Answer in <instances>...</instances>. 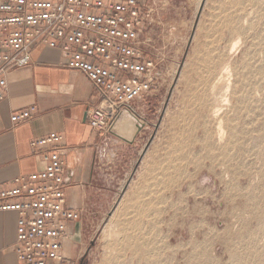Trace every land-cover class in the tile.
<instances>
[{
	"label": "rangeland",
	"instance_id": "rangeland-1",
	"mask_svg": "<svg viewBox=\"0 0 264 264\" xmlns=\"http://www.w3.org/2000/svg\"><path fill=\"white\" fill-rule=\"evenodd\" d=\"M151 2L145 47L154 85L134 104L141 128L119 148L114 201L156 183L148 190L157 195V264H264V0ZM227 80L228 102L215 118ZM106 218L73 264L123 258L119 227Z\"/></svg>",
	"mask_w": 264,
	"mask_h": 264
},
{
	"label": "built area",
	"instance_id": "built-area-1",
	"mask_svg": "<svg viewBox=\"0 0 264 264\" xmlns=\"http://www.w3.org/2000/svg\"><path fill=\"white\" fill-rule=\"evenodd\" d=\"M151 0H0V101L6 74L31 62L33 46L59 49L64 66L92 82L97 103L87 120L98 132L113 130L124 111L148 95L156 63L145 47L155 16ZM35 106L11 116L33 117ZM43 169L19 175L0 187V212L16 215L14 253L18 264H73L67 255L69 226L80 211L68 205L65 154L60 133L30 142Z\"/></svg>",
	"mask_w": 264,
	"mask_h": 264
},
{
	"label": "crops",
	"instance_id": "crops-1",
	"mask_svg": "<svg viewBox=\"0 0 264 264\" xmlns=\"http://www.w3.org/2000/svg\"><path fill=\"white\" fill-rule=\"evenodd\" d=\"M63 62L59 49L36 44L28 65L7 72L0 101V187L11 185L19 175L43 169V157L32 152L30 142L60 133L67 148V203L80 211L79 219L69 226L66 249L70 258L76 261L81 251L78 245L85 238L90 240L96 220L107 216L106 225L113 220L119 227L117 251L123 258L117 264H157V253L162 250L157 244V195L148 190L156 183L146 181L147 191L135 196L125 191L112 210L119 148L132 146L136 139L127 141L114 130L98 132L91 127L87 111L97 103L98 94L86 75L66 68ZM31 106H35L32 118L18 124L11 121L14 113ZM15 238L16 215L0 212V264H18Z\"/></svg>",
	"mask_w": 264,
	"mask_h": 264
},
{
	"label": "bare ground",
	"instance_id": "bare-ground-1",
	"mask_svg": "<svg viewBox=\"0 0 264 264\" xmlns=\"http://www.w3.org/2000/svg\"><path fill=\"white\" fill-rule=\"evenodd\" d=\"M232 44L228 49L229 53H231L235 49L237 50V45L235 43L233 45ZM231 72H232L231 69H229L228 67H225L221 73H226V75L228 76V79H229L231 76ZM221 76L219 75V77L217 76V78H220ZM225 78H226V76H225ZM217 83H218V80H217ZM242 84H241V86H242ZM221 87L222 88H221L220 92H218L219 95L217 96V93L215 95V97L217 96V99L216 98L215 99L217 100L218 104L217 103L214 104L212 109H211V115L215 118L222 112V105L227 104V102H228V98L226 95V93L228 92V89L230 87L228 80L225 81L224 85ZM221 119L222 118H218V120H217V130H218L217 133H218L219 137L223 133V129L221 126V123H222ZM139 128H141V123H139L129 111H124L113 126V130L126 140H131L135 136V134L137 133ZM220 139H221V137H220Z\"/></svg>",
	"mask_w": 264,
	"mask_h": 264
}]
</instances>
